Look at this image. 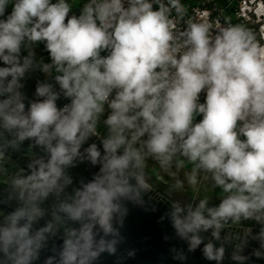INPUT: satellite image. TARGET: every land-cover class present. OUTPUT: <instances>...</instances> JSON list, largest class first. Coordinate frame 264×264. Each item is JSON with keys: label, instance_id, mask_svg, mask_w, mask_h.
<instances>
[{"label": "water", "instance_id": "95a60500", "mask_svg": "<svg viewBox=\"0 0 264 264\" xmlns=\"http://www.w3.org/2000/svg\"><path fill=\"white\" fill-rule=\"evenodd\" d=\"M25 34L0 2V264H264L263 216L165 196L62 109Z\"/></svg>", "mask_w": 264, "mask_h": 264}, {"label": "built area", "instance_id": "2783aa9c", "mask_svg": "<svg viewBox=\"0 0 264 264\" xmlns=\"http://www.w3.org/2000/svg\"><path fill=\"white\" fill-rule=\"evenodd\" d=\"M9 1L21 12L25 33L60 65L79 63V53L63 44L45 4ZM66 1L79 7L84 31L101 47L102 64L96 75L80 77L87 91L73 95L62 109L70 110L93 135L100 136L80 110L89 97L148 140L192 145L194 133L210 137L216 176L224 173L233 154H264V120L255 113L258 107L241 106L242 118L237 113L248 95L242 98L235 86L240 77L232 72L227 76V39L216 35L213 45L198 44L209 26L222 24L230 36L234 32L222 8L155 0L160 11L154 16L150 0ZM233 53L241 68L251 65Z\"/></svg>", "mask_w": 264, "mask_h": 264}, {"label": "crops", "instance_id": "0c3cea01", "mask_svg": "<svg viewBox=\"0 0 264 264\" xmlns=\"http://www.w3.org/2000/svg\"><path fill=\"white\" fill-rule=\"evenodd\" d=\"M0 2L19 17L20 23H22V26L25 29V23L22 15L19 14V16L16 13V11H19V9L9 0H0ZM40 2L48 6L52 19L57 25L58 33L63 44L69 49L77 51L80 55V61L76 65L62 66L48 54L43 44L32 40L27 34H25L26 39L31 48L37 52V54L41 56V59H43L49 65L50 69H52V71L56 74L61 84L66 87L69 93L72 95L84 93L87 91V87L80 82V77L84 75L94 76L99 71L102 64L101 47L93 37L89 36L84 31L82 27L81 12L76 4L70 3L66 0H40ZM80 110L83 116L98 131L100 136L111 147V149L115 151L120 157H122L126 161L127 165H129L134 170L137 169L139 166L136 165L135 157L139 158V156H137V154H131L130 151L132 149V143L129 139H127L128 137L125 136V133L128 135L131 130L123 125L120 121L115 119L98 100L92 97H89L84 103L80 105ZM194 136L196 139L195 143L185 146L189 148L198 147L199 151H202L206 155V161L202 165L201 169V176L198 178V185L195 189L188 188L186 185L176 187L173 186V184L166 185L160 183L158 180H156V177L149 176L152 183L155 184L165 196L181 205H187V203L194 200L220 209L226 213L228 212L238 215L239 213H242L243 209L247 207V204L251 202L252 199L256 198V195H261V197H263L264 154H258L255 156L233 154L229 159L228 165L231 167V169H236L235 166L242 167L244 165H248L249 174L253 175L251 181L254 189L256 190V194L248 198L247 202L231 205L227 203V205H225L224 200L218 198V196H215V194L211 197L208 194V190L203 191L202 189L204 187L202 188V185L199 186V183L206 184L207 186L211 179H217L219 184H223L227 181V165L222 175H214L212 161L215 158L216 150H214L212 139L206 135H199L198 133H194ZM159 144L170 146L177 145L167 143ZM127 146L128 148H126ZM132 157H134V159H132ZM159 163L161 169L164 171L166 170L167 173H169L168 170L172 172L173 165L178 166L175 162H171L166 157H161ZM198 165L201 167L200 164ZM185 168L188 171V168ZM207 174L208 176H205ZM168 180L170 181V179ZM174 185H176V183H174ZM253 208L254 207L250 208V210L246 211V213H252Z\"/></svg>", "mask_w": 264, "mask_h": 264}, {"label": "rangeland", "instance_id": "374dc122", "mask_svg": "<svg viewBox=\"0 0 264 264\" xmlns=\"http://www.w3.org/2000/svg\"><path fill=\"white\" fill-rule=\"evenodd\" d=\"M16 13L18 15L21 14L18 10ZM239 14L246 20L250 18L254 24H257L256 30L261 38L262 44L258 47L257 55L254 57V61L250 66L243 64L242 66L245 67L241 68L240 65L236 64L235 54L233 53L236 51L233 49L228 27L226 30L223 28L222 24L219 26L216 25L213 28L209 26L210 28L206 31L205 39L199 41L198 44L213 45L212 39L217 37L216 35H218V38L223 39V41L227 39V76L231 75L232 72L235 78L240 77V84H236L235 86L241 89L240 91L243 93V95L241 94L242 98L248 95L246 103L238 106V116L242 118L243 106H248L250 109L251 105H256L258 109H255V113L264 120V0H240ZM198 19H200V22L203 24L202 18L198 16ZM207 25H209L208 22ZM232 60H234V62ZM255 89H257V91H255ZM249 116V114H245L244 117ZM125 136L128 137L127 139L132 143V146L130 145L132 148L130 151L131 154H137V156H139V158L135 157L136 165L139 166L135 169L136 171H143L149 176H154L156 180L166 185L173 184V186L176 187L186 185L188 188H196L198 185V178L201 176L202 165L206 161V155L202 151H199L198 147L189 148L184 144L171 146L159 144V142L144 138L133 130H131L128 135L125 133ZM126 148H128V146ZM161 157L168 158L179 167L173 165L172 172L168 170L169 173H167L166 170L164 171L160 167L159 161ZM132 159H134V157H132ZM198 164H200L201 167H199ZM185 167L188 168V171ZM235 168L236 169H231L227 164V181L223 184H219L217 179H211L207 186L201 183H199V186L202 185V188L204 187L202 189L203 191L208 190L209 196L212 197L215 194V196L224 200L225 205H227V203L230 205L245 203L248 198L256 194V190L251 181L253 175L249 174L248 165L242 167L235 166ZM205 176H208V174ZM168 179H170V181ZM174 183H176V185H174ZM263 197H261V195H256V198L252 199L242 212L246 213V211L250 210L252 207H254V214H257V211H264Z\"/></svg>", "mask_w": 264, "mask_h": 264}, {"label": "trees", "instance_id": "16d2710c", "mask_svg": "<svg viewBox=\"0 0 264 264\" xmlns=\"http://www.w3.org/2000/svg\"><path fill=\"white\" fill-rule=\"evenodd\" d=\"M177 5H186L190 7L202 6L212 8L213 5L222 8L224 17L227 18L232 26L233 33L231 39L234 42V49L242 62L251 64L257 55V49L262 44L260 35L257 32V24L251 19H245L239 14L240 0H173ZM155 0H150L154 11V16L159 14L160 8L155 5ZM203 2V3H202ZM215 13V12H213Z\"/></svg>", "mask_w": 264, "mask_h": 264}, {"label": "flooded vegetation", "instance_id": "af4514ba", "mask_svg": "<svg viewBox=\"0 0 264 264\" xmlns=\"http://www.w3.org/2000/svg\"><path fill=\"white\" fill-rule=\"evenodd\" d=\"M254 212L255 211H253L252 212V215H254V216H250L249 214L251 213V212H248V213H245V214H243L244 212H242L241 214L239 213V215L240 216H244L245 218H252V217H256V216H263L264 217V215L262 214L261 215V213H264V211H261V212H258L257 211V214H254ZM7 217L5 216V214H3L2 213V211L0 210V236L2 235V233L4 232V231H6V224H4L5 222V219H6ZM9 230H7V232H8Z\"/></svg>", "mask_w": 264, "mask_h": 264}, {"label": "bare ground", "instance_id": "6f19581e", "mask_svg": "<svg viewBox=\"0 0 264 264\" xmlns=\"http://www.w3.org/2000/svg\"><path fill=\"white\" fill-rule=\"evenodd\" d=\"M261 57V56H260ZM260 59V58H259Z\"/></svg>", "mask_w": 264, "mask_h": 264}]
</instances>
